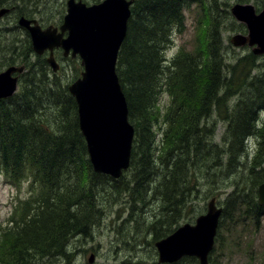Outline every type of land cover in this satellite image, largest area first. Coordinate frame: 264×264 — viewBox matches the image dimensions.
<instances>
[{
  "label": "trees",
  "instance_id": "obj_1",
  "mask_svg": "<svg viewBox=\"0 0 264 264\" xmlns=\"http://www.w3.org/2000/svg\"><path fill=\"white\" fill-rule=\"evenodd\" d=\"M38 1L0 0V5L17 6L28 17L27 8ZM216 1L134 0L117 55L116 74L134 128L130 170L136 171L139 166L136 177L140 181L139 174L143 179L150 163L151 168L159 162L167 165L174 155L170 160L175 165L171 178L158 175L161 191H151L144 197L145 192L140 194L138 190L141 200L154 195L174 205L181 198L176 206L165 207L162 220L174 218L173 211H179L188 199H197V187L191 175L187 176L189 168H184L196 161H206L203 174L208 177L209 190L223 188V182L231 188L222 202V219L240 215L248 202L254 215L263 212L256 202V188L264 181V65L251 50L234 63L225 58ZM193 3L205 12L203 39L195 50L180 48L167 58L171 36L184 25L183 11ZM221 4L227 5L225 1ZM229 25L244 30L233 20ZM23 52L21 63L29 67L28 55L33 53L29 41ZM35 59L40 67V55ZM41 64L37 70L40 80H48L46 59ZM43 92L58 104L49 117L40 116L38 105L32 106L31 88H26L20 98L15 92L0 99V175L15 186L26 181L33 191L27 198L18 196L10 221L0 222V264H42L52 258L72 257L68 251L70 238L87 235L96 216L90 199L91 180L106 179L113 182L114 190H120L121 177L113 179L93 171L78 125L76 102L67 87ZM162 93L168 95L164 106L159 104ZM213 119L225 123L222 144L210 142ZM248 141L253 146L249 167ZM239 156L242 160H237ZM216 167L218 171H214ZM229 171L242 180L237 183L226 178ZM207 196L208 192L204 200ZM194 218L188 215L187 221ZM150 224H146V230ZM170 224L165 230L155 229L153 238L170 233Z\"/></svg>",
  "mask_w": 264,
  "mask_h": 264
},
{
  "label": "rangeland",
  "instance_id": "obj_2",
  "mask_svg": "<svg viewBox=\"0 0 264 264\" xmlns=\"http://www.w3.org/2000/svg\"><path fill=\"white\" fill-rule=\"evenodd\" d=\"M81 1L86 5H91L101 0ZM224 1L227 4L226 6L221 4ZM236 2L251 4L256 8H261V4L257 0L216 1L221 19L220 30L224 46L223 55L231 63H234L237 58L246 55L250 51V47H235L229 42L233 34L242 32V30L237 31L236 27L230 28L229 24L232 20L245 29L243 23L237 22L231 16L229 9ZM1 7L10 8V12L0 17V71L5 69L9 64L19 65L21 63L20 54L24 53L23 49L25 45L28 41L30 42L28 32L17 24L18 16L23 15L20 8L7 4H2L0 5ZM27 9L29 13L28 18L32 17L36 19L42 27L48 25L58 27L62 23L63 16L66 13V0H39ZM183 13L184 25L179 31L175 30L176 32L172 34V42L165 51L167 58H171L180 48L195 50L203 39L201 30L205 12L202 11L201 6L193 3L189 7H185ZM198 21H200V24ZM46 56V53L40 55L39 67L34 53L28 55L30 64L19 76L15 94L16 98H20L26 88L33 89L32 106L38 105V110L42 117L45 115L49 117L58 108V104L55 103L53 98L47 96L43 91L58 92L59 87H67L68 84L80 75L82 70L78 57L64 58L61 54L56 53L55 56L59 69L53 72L48 66L46 68L48 80H40V73L37 70L41 69L42 59H45ZM258 62L262 63V66L264 65V54L258 56ZM247 90L249 91L250 88ZM34 98H38V101H35ZM167 101L168 95L162 93L159 104L164 106ZM10 102L11 100L7 101V103ZM12 102L16 101L13 100ZM213 120L214 123L211 126L214 128V134L211 136L210 142L213 140L215 144H222L225 123L218 119ZM251 149H253V146L250 143L248 149L250 153L246 158L248 167L253 156V150ZM239 157H236L237 160H242L241 156ZM173 158L174 155H170L167 165H160L159 162L158 165L156 164L151 168L152 164L150 163L149 168L143 172V179H141V175L139 174L140 181L136 177L139 166L137 165L136 171L130 170L129 167L122 173L119 179L121 186L118 191L114 190L113 182L111 181L102 179L99 180L103 181L100 183L94 179L91 180L90 194L92 198L90 199H92V204L96 209V216L90 223L88 234L73 235L70 238L68 251L72 254V257L52 258L49 262L42 264H166L158 262V252L152 239L155 229L157 231L165 230L172 223L170 222L172 220L175 224H170V226L172 230H175L176 227L188 220V215H191V217L195 215L196 217L202 211H205L210 198H215L216 205L223 207L222 202L226 197V193L231 192V188L226 187L229 184L225 182H223V188L209 190L206 183L208 177L203 174V167L206 161L203 163L196 161L191 165L190 162L184 168H189L187 176L191 175L193 183L197 187V199H188L179 211H173L174 218L170 217L162 220V213L166 210L165 207L172 208L176 206L181 198L174 205H168L158 196L157 198L149 196L141 200L139 193L145 192L144 197H146L151 191L155 192L163 189L162 186L158 185H160L163 175L166 178H171L172 170L175 167L173 163H170V160ZM263 164L264 162L261 163V165ZM218 169L216 167L214 171H218ZM150 171L152 172L151 175ZM164 171L165 174L163 173ZM161 173V179H157ZM226 178H231L232 182L237 183L242 180V177H238L234 174V171H229ZM86 180L88 182L89 178ZM226 182L230 181L226 180ZM136 183H139L138 187H136ZM19 184L20 186L12 185L5 180L3 175H0V222L3 224L10 221L13 202H16L18 196L27 198L33 193L28 187V182L20 181ZM82 185L84 184L82 183ZM216 186L220 185L217 184ZM138 190H140L139 193ZM186 192L184 199L188 197L186 196ZM207 192V199L204 200L205 193ZM247 198L249 200L248 195ZM142 201L145 203H142ZM242 209L244 211L240 215L235 213L232 219H220L216 237L218 241L215 243L214 251L208 256L209 264H264V212L254 215L252 204L249 202L247 206H242ZM147 223L152 224L148 225L146 230ZM91 254L94 256V260L92 263H89L87 258ZM184 259L173 264H199L196 259Z\"/></svg>",
  "mask_w": 264,
  "mask_h": 264
},
{
  "label": "water",
  "instance_id": "obj_3",
  "mask_svg": "<svg viewBox=\"0 0 264 264\" xmlns=\"http://www.w3.org/2000/svg\"><path fill=\"white\" fill-rule=\"evenodd\" d=\"M132 0H102L86 5L81 0H66V13L59 27L42 28L35 19L20 16L19 26L30 37L35 54L48 51L47 63L58 69L53 50L63 55L78 56L83 67L80 76L67 89L77 105L79 129L85 139L93 170L118 178L130 161L134 129L128 120L125 96L115 70L117 53L126 35ZM5 9L0 10V15ZM234 18L246 26V34L230 38L234 46H250L252 52L264 54V2L256 12L251 4L235 3ZM65 33V35H64ZM24 65H10L0 71V98L11 96L17 88ZM260 205L264 206V182L257 187ZM221 208L215 198L207 203L206 212L194 222L177 227L171 234L155 242L159 262H174L184 255L195 256L200 264H208ZM94 260L91 254L88 262Z\"/></svg>",
  "mask_w": 264,
  "mask_h": 264
},
{
  "label": "flooded vegetation",
  "instance_id": "obj_4",
  "mask_svg": "<svg viewBox=\"0 0 264 264\" xmlns=\"http://www.w3.org/2000/svg\"><path fill=\"white\" fill-rule=\"evenodd\" d=\"M257 1H259V3L262 5V3H263L264 0H257ZM6 9H7L6 13H7V12H10V8H7V7H6ZM29 18H32V17H29ZM56 53H59V54H61V56H62V49H61V48L56 49V50L54 51V56H55ZM55 57H56V56H55Z\"/></svg>",
  "mask_w": 264,
  "mask_h": 264
},
{
  "label": "bare ground",
  "instance_id": "obj_5",
  "mask_svg": "<svg viewBox=\"0 0 264 264\" xmlns=\"http://www.w3.org/2000/svg\"><path fill=\"white\" fill-rule=\"evenodd\" d=\"M153 196H154V195H153ZM153 196H152V197H153ZM141 206H142V205H141Z\"/></svg>",
  "mask_w": 264,
  "mask_h": 264
}]
</instances>
